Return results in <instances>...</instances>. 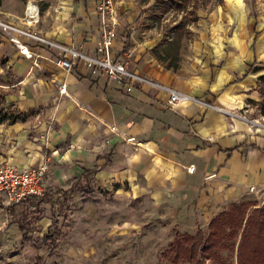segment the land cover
Here are the masks:
<instances>
[{
    "label": "crops",
    "instance_id": "crops-1",
    "mask_svg": "<svg viewBox=\"0 0 264 264\" xmlns=\"http://www.w3.org/2000/svg\"><path fill=\"white\" fill-rule=\"evenodd\" d=\"M28 1L2 0L0 20L96 55L101 30L96 0H31L37 6L34 18L28 17ZM139 6L118 2L113 57L224 109L262 117L249 100H261L262 72L252 68L264 63V18H251L243 0H222L207 9L199 5L196 35L182 37L175 66H169L172 57L150 54L152 34L140 28ZM183 39L189 41L179 51ZM166 42L156 48L159 54ZM55 55L29 36L0 29L3 108L30 112L24 121L0 124V165L27 168L49 157L42 197L21 205L0 201V247L9 230L18 229L24 241L33 231L46 237L61 206L91 189L101 205L89 202L84 209L100 211L104 194L106 209L121 219L112 224L124 225L120 234L126 227L161 233L167 223L174 234H192L206 230L232 203L264 202V128L193 102L170 107L164 93L146 86L126 92L105 75H91L80 61L69 71L55 66ZM76 180L80 183L70 192ZM31 210L40 218L22 232L15 218Z\"/></svg>",
    "mask_w": 264,
    "mask_h": 264
},
{
    "label": "rangeland",
    "instance_id": "rangeland-1",
    "mask_svg": "<svg viewBox=\"0 0 264 264\" xmlns=\"http://www.w3.org/2000/svg\"><path fill=\"white\" fill-rule=\"evenodd\" d=\"M184 1L133 0L137 5H140V28L149 30L152 34L153 41L151 42L154 43L150 49L152 56L155 55L154 48H163L165 42L173 38L178 31L176 30L178 24L183 27L182 33L187 32L183 34L187 38L192 37L194 33L196 35V31H194L196 19L194 17L198 14V10L193 11L192 2L194 4V0ZM198 1L200 5H203L201 8L204 9L212 4L222 3V0ZM243 1L251 18L257 21L264 18V0ZM115 2L118 15L120 0H115ZM166 8L167 10H164ZM188 41L183 39L179 51L182 45ZM102 195L103 208L93 212L92 215L84 207L89 202L96 206L101 205L97 198L98 193L91 189L85 194L78 195L81 197L80 199L74 194L66 204L61 206L62 210L55 213L56 221L48 227L49 231L46 237L33 231L24 241L18 229L13 234L10 233V230L7 231L5 239L9 240L11 235L13 237H10L12 241L6 244L4 243L8 240H4V248L0 247V264H170L165 252L174 238L171 225L169 223L162 224L161 233L159 231L153 233L145 228L136 233L126 227V233L120 234L123 232L121 229H125L124 225L112 224L120 223L121 219L112 216L106 209L105 197L104 194ZM24 202H20V205ZM6 215L7 218H10L11 211L7 210ZM13 218H15L14 215L11 220ZM112 225L113 230L110 228ZM29 226L31 229L32 224ZM43 242L47 244L43 245ZM223 258L226 264H236L235 256L227 252H223Z\"/></svg>",
    "mask_w": 264,
    "mask_h": 264
},
{
    "label": "built area",
    "instance_id": "built-area-1",
    "mask_svg": "<svg viewBox=\"0 0 264 264\" xmlns=\"http://www.w3.org/2000/svg\"><path fill=\"white\" fill-rule=\"evenodd\" d=\"M28 6V17L34 18L37 14V6L31 0L28 1ZM95 9L101 20L100 37L95 49L96 55L84 53L38 34L16 28L12 24L1 20L0 28L22 33L49 46L56 52L53 58L54 65L64 70L69 71L75 61H80L91 75H105L108 79L118 83L126 92H130L134 86H146L152 90L164 93L166 104L170 107L183 102H193L264 128V117H260L259 120L252 119L240 113L229 111L206 99L192 96L128 68L126 59H118L111 54L118 26L115 0H96ZM20 50L22 51L21 47ZM60 92H65V89L61 88ZM48 161L49 157L45 156L41 164L27 168H20L7 163L1 164L0 201L6 206H10L32 196H42L45 192L43 178L48 171ZM250 190H253V187Z\"/></svg>",
    "mask_w": 264,
    "mask_h": 264
},
{
    "label": "trees",
    "instance_id": "trees-1",
    "mask_svg": "<svg viewBox=\"0 0 264 264\" xmlns=\"http://www.w3.org/2000/svg\"><path fill=\"white\" fill-rule=\"evenodd\" d=\"M199 3L198 0H194V4L192 2L194 12L198 9ZM1 4L2 0H0ZM196 18L197 16L194 17ZM182 29L181 25L176 26L178 31L171 40L166 42L167 48L162 49V54H159L156 48L154 49V54L158 58L172 57L169 66H175L173 62L175 49L183 34L187 33H182ZM252 70L262 72L257 78V90L261 100H249V103L257 106L260 115L264 117V63L255 65ZM3 103L4 94L0 90V124L24 121L30 114V112H7L3 108ZM89 172L91 171H86V175ZM79 183L78 180L73 182L69 191L73 192ZM36 212L35 210L25 211L15 218L22 232L27 229L32 219L40 218V214L35 215ZM223 252L235 256L236 264H264V202L260 205L252 201L232 203L210 220L206 230L198 229L192 234L175 233L165 255L170 264H226Z\"/></svg>",
    "mask_w": 264,
    "mask_h": 264
},
{
    "label": "bare ground",
    "instance_id": "bare-ground-1",
    "mask_svg": "<svg viewBox=\"0 0 264 264\" xmlns=\"http://www.w3.org/2000/svg\"><path fill=\"white\" fill-rule=\"evenodd\" d=\"M19 45H20V44H19ZM20 47H21L23 50H24V48H25V47H22V46H20Z\"/></svg>",
    "mask_w": 264,
    "mask_h": 264
}]
</instances>
